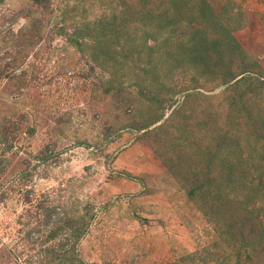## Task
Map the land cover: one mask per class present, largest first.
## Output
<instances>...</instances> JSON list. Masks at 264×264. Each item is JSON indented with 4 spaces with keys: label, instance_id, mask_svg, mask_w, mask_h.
<instances>
[{
    "label": "rangeland",
    "instance_id": "374dc122",
    "mask_svg": "<svg viewBox=\"0 0 264 264\" xmlns=\"http://www.w3.org/2000/svg\"><path fill=\"white\" fill-rule=\"evenodd\" d=\"M173 3L0 0V264H264V0Z\"/></svg>",
    "mask_w": 264,
    "mask_h": 264
},
{
    "label": "trees",
    "instance_id": "16d2710c",
    "mask_svg": "<svg viewBox=\"0 0 264 264\" xmlns=\"http://www.w3.org/2000/svg\"><path fill=\"white\" fill-rule=\"evenodd\" d=\"M166 2H167V4H169V5H170V4H174V3H173V0H166ZM175 4L177 5V3H175ZM203 6H204V8H206V9L208 10V13H205V14H204V16L207 18L208 21H211V20L215 19V17H217L216 13H215L211 8H209V7L207 6V4L205 3V1H204V3H203ZM104 30H105V29H104ZM228 31H229V30H228ZM115 32H117V29H114V26L109 27L108 32L106 31V32L104 33V36L106 37L105 41L110 40V39H111V36H110V35H112V34L115 33ZM229 38H230V40L232 41V45H233V44L236 45L237 41H236L234 35H233L232 33H230V32H229ZM236 46H237V45H236ZM263 168H264V167H263ZM232 169H233V167H229V168H228V170H227L228 174L232 171ZM260 177H261V179L264 178L263 175H261ZM226 178H227V173H226V177L224 178V181L226 180ZM261 179H260V181H261ZM199 183H202V182H199ZM199 183H198V184H199ZM222 185H223V182H222V184L219 185V188H220ZM197 189H200L199 185L195 186L192 190H190V193L196 192Z\"/></svg>",
    "mask_w": 264,
    "mask_h": 264
}]
</instances>
